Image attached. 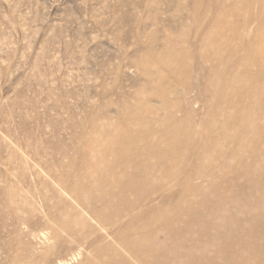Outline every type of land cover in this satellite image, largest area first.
<instances>
[{
  "label": "bare ground",
  "instance_id": "6f19581e",
  "mask_svg": "<svg viewBox=\"0 0 264 264\" xmlns=\"http://www.w3.org/2000/svg\"><path fill=\"white\" fill-rule=\"evenodd\" d=\"M256 4L257 11L240 23H220L219 13L207 11L175 24L151 17L161 28L149 32L148 44L140 43L129 56L132 64L147 58L137 89L149 101L104 115L107 122L101 125L109 127L97 142L83 147L79 157L67 153L53 160V173L45 172L57 186L78 194L80 206L66 215L63 226L66 241L78 244L79 251L59 256L58 264L77 263L87 251L95 255L85 264H264V247L253 244L249 230L259 225L264 239V193L214 197L203 213L190 207L207 191L196 183L205 175L215 173L210 187L217 177L233 175L244 177L247 189L260 186L253 178L264 170V141L257 148L247 144L264 133L259 123L264 117V2ZM188 55L195 60L182 71V58ZM212 64L224 65L225 74L208 68ZM240 76L238 83L234 78ZM177 86L180 97L174 93ZM159 175L167 179L150 182ZM84 190L88 197L79 195ZM168 202L192 221L182 234L172 230V215L162 210ZM230 208L241 220L236 230ZM167 243L171 248L166 250ZM65 245L58 241L52 248L60 251Z\"/></svg>",
  "mask_w": 264,
  "mask_h": 264
},
{
  "label": "rangeland",
  "instance_id": "374dc122",
  "mask_svg": "<svg viewBox=\"0 0 264 264\" xmlns=\"http://www.w3.org/2000/svg\"><path fill=\"white\" fill-rule=\"evenodd\" d=\"M258 1L264 2L0 0V264H58L59 256L69 258L71 252L79 251L78 244L66 241L63 227L67 216L80 207L78 194L53 183L48 177L53 173L49 166L67 153L79 157L87 144L97 142L99 133L108 130V124H101L107 122L102 117L110 115V111L125 105L138 109L149 101L150 97L137 89L143 81L141 64L147 58L140 56V61L132 64L129 56L139 50L140 43L148 44L149 32L161 28L153 20L175 24L181 17L207 11L219 13L216 17L220 23L231 19L240 23L257 11ZM194 60L191 55L182 58L180 69L191 67ZM208 68L223 74L227 69L222 64ZM241 78L234 79L239 83ZM180 92L181 87H175V95L180 97ZM259 123L264 125V117ZM263 141L264 133L261 139L247 144L257 148ZM37 170L38 174L41 171L39 177ZM54 173L59 175L58 170ZM260 173L254 175L260 184L254 190L247 189L244 177L234 175L217 177L210 187L215 173L205 175L196 183L207 186V191L196 198L191 210L203 213L214 197L231 199L264 193V170ZM158 177V181L150 182L157 184L167 179ZM79 195L85 198L89 194L84 190ZM162 210L172 215L174 232L182 234L190 227L192 221L185 218L182 209L176 210L168 202ZM229 211L231 226L236 230L241 220L235 216L234 208ZM258 226L249 229L253 230L250 239L254 245L264 247ZM57 240L66 242L62 250H57L59 253L52 248ZM165 246L166 250L171 248L170 243ZM84 247L87 249L88 245ZM97 249L101 251L100 247ZM94 252H84L72 264H85Z\"/></svg>",
  "mask_w": 264,
  "mask_h": 264
}]
</instances>
